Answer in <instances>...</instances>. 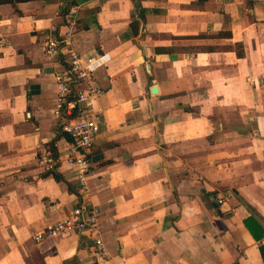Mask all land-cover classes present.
Masks as SVG:
<instances>
[{
	"label": "crops",
	"instance_id": "0c3cea01",
	"mask_svg": "<svg viewBox=\"0 0 264 264\" xmlns=\"http://www.w3.org/2000/svg\"><path fill=\"white\" fill-rule=\"evenodd\" d=\"M70 16L66 49L112 56L88 196L54 114L67 51L45 52ZM83 203L106 260L89 233L35 240ZM0 264H264V0H0Z\"/></svg>",
	"mask_w": 264,
	"mask_h": 264
},
{
	"label": "built area",
	"instance_id": "2783aa9c",
	"mask_svg": "<svg viewBox=\"0 0 264 264\" xmlns=\"http://www.w3.org/2000/svg\"><path fill=\"white\" fill-rule=\"evenodd\" d=\"M68 31L62 35L51 34L45 45V52L49 57H55L63 52L69 43L72 33L76 30V20L68 17ZM63 52L64 68L56 71L58 86L57 102L54 108L56 117L61 118V132L67 134L68 145L65 162L73 167L74 178L83 196H88V177L91 171V147L93 138L99 132V125L82 106L89 100L99 98L105 92L96 78V71L107 65L112 56L109 53H99L91 56H81L73 49ZM78 116L74 117L75 111ZM60 160L50 154L46 160V168L54 171ZM222 204L224 197L218 198ZM100 210L95 205L83 203L73 208L58 221L48 224L35 235L36 241H43L48 237H62L70 234L89 233L93 237L94 248L100 258L108 259L109 253L104 245L100 232Z\"/></svg>",
	"mask_w": 264,
	"mask_h": 264
},
{
	"label": "trees",
	"instance_id": "16d2710c",
	"mask_svg": "<svg viewBox=\"0 0 264 264\" xmlns=\"http://www.w3.org/2000/svg\"><path fill=\"white\" fill-rule=\"evenodd\" d=\"M74 117H77L78 116V111L76 110L75 111V113H74V115H73ZM246 223H247V225L249 226L250 225V221L249 220H246ZM250 227V226H249ZM257 236V235H256Z\"/></svg>",
	"mask_w": 264,
	"mask_h": 264
},
{
	"label": "water",
	"instance_id": "95a60500",
	"mask_svg": "<svg viewBox=\"0 0 264 264\" xmlns=\"http://www.w3.org/2000/svg\"><path fill=\"white\" fill-rule=\"evenodd\" d=\"M155 90H156V88H155Z\"/></svg>",
	"mask_w": 264,
	"mask_h": 264
}]
</instances>
